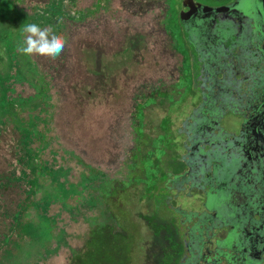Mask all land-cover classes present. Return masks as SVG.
Wrapping results in <instances>:
<instances>
[{"label":"rangeland","instance_id":"1","mask_svg":"<svg viewBox=\"0 0 264 264\" xmlns=\"http://www.w3.org/2000/svg\"><path fill=\"white\" fill-rule=\"evenodd\" d=\"M165 7L163 0H0V171L14 170L27 191L8 218L0 264L136 260L138 238L130 232L120 242L116 188L136 176L137 105L175 80L167 71L178 58L160 24ZM29 23L67 37L60 56L17 52ZM174 161L171 150L164 164ZM129 214L141 239L149 236Z\"/></svg>","mask_w":264,"mask_h":264},{"label":"flooded vegetation","instance_id":"2","mask_svg":"<svg viewBox=\"0 0 264 264\" xmlns=\"http://www.w3.org/2000/svg\"><path fill=\"white\" fill-rule=\"evenodd\" d=\"M163 1L176 76L136 107L139 177L116 188L120 242L138 238L133 264H264L262 0ZM171 150L176 161L165 166ZM131 211L149 236L141 239Z\"/></svg>","mask_w":264,"mask_h":264},{"label":"clouds","instance_id":"3","mask_svg":"<svg viewBox=\"0 0 264 264\" xmlns=\"http://www.w3.org/2000/svg\"><path fill=\"white\" fill-rule=\"evenodd\" d=\"M23 32L24 39L17 44V52L22 55L56 59L67 44V37L56 32L51 25L41 27L37 23H29L23 26Z\"/></svg>","mask_w":264,"mask_h":264},{"label":"trees","instance_id":"4","mask_svg":"<svg viewBox=\"0 0 264 264\" xmlns=\"http://www.w3.org/2000/svg\"><path fill=\"white\" fill-rule=\"evenodd\" d=\"M21 158L16 159L19 163ZM22 176H18L14 170L4 169L0 171V245L4 244L9 237V231L12 229V225L8 223V218L13 212L15 215L21 209V201L26 195V189L22 182ZM14 191L16 193L14 194ZM14 194V195H13ZM16 196V197H15ZM20 197L19 199H16Z\"/></svg>","mask_w":264,"mask_h":264},{"label":"water","instance_id":"5","mask_svg":"<svg viewBox=\"0 0 264 264\" xmlns=\"http://www.w3.org/2000/svg\"><path fill=\"white\" fill-rule=\"evenodd\" d=\"M262 5H263V7H264V0H262Z\"/></svg>","mask_w":264,"mask_h":264}]
</instances>
